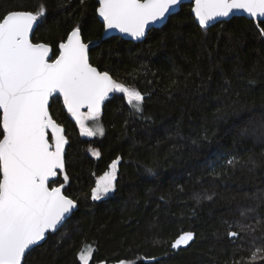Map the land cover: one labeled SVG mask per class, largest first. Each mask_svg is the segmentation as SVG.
I'll list each match as a JSON object with an SVG mask.
<instances>
[{"label":"trees","instance_id":"16d2710c","mask_svg":"<svg viewBox=\"0 0 264 264\" xmlns=\"http://www.w3.org/2000/svg\"><path fill=\"white\" fill-rule=\"evenodd\" d=\"M41 5L34 42L51 45L55 58L79 25L85 42L99 40L91 63L145 100L141 115L115 92L99 118L104 135L88 137L62 98H52L68 141L65 194L78 209L26 255L27 264H81L86 247L89 264H264L257 253L264 249V20L234 16L201 27L185 3L135 42L102 39L98 0H0V15ZM117 157L114 193L93 200ZM186 231L193 240L172 248Z\"/></svg>","mask_w":264,"mask_h":264},{"label":"snow or ice","instance_id":"6c2138e0","mask_svg":"<svg viewBox=\"0 0 264 264\" xmlns=\"http://www.w3.org/2000/svg\"><path fill=\"white\" fill-rule=\"evenodd\" d=\"M179 4L180 0H98L96 11L106 32L115 29L139 39L150 24L165 20ZM234 10L264 18V0H195L192 8L201 27ZM45 12L41 5L35 13L12 10L0 15V264H27L26 253L32 246L45 240L47 233L58 231L78 206L64 191L69 179L64 148L68 141L50 114V98L57 93L63 97L82 136L104 135L99 118L110 93H123L134 111L143 114L145 94L90 63V42L83 41L79 25L59 43L55 58L50 57L47 43L33 42L30 34ZM259 31L264 34V28ZM234 159L227 163L234 164ZM119 160L96 182L93 200L115 190ZM60 173H65L64 182L57 185ZM240 229L251 226L242 224ZM227 235L234 238L239 233ZM193 238V232H183L171 247L186 246ZM260 252L264 249H257ZM92 256L86 247L78 259L89 264ZM256 259L254 253L251 260Z\"/></svg>","mask_w":264,"mask_h":264},{"label":"water","instance_id":"95a60500","mask_svg":"<svg viewBox=\"0 0 264 264\" xmlns=\"http://www.w3.org/2000/svg\"><path fill=\"white\" fill-rule=\"evenodd\" d=\"M185 3H192V4H193V7L195 6V0H180V4L177 5L174 9L170 10V13L166 14V17H167V18H166L165 20H163L162 22H157V23H155V24H150V25L145 29V35H144L143 37L139 38V39H136V38H134V37H131V36L128 35V34L121 33V32H119V30H115V29H113V30H108L107 32H106L105 29H104L102 39H106V38H109V37H111V36H115V35H117V36H121V37H123L124 39L131 40V41H135V42L143 41V40H145V38H146L147 35H148V32H149L151 29H153V28H160V27L164 26V25L167 23V21L169 20L170 16L173 15V14H175V13H177V12L180 10L181 6H182L183 4H185ZM193 15H194V17H195V14H194V13H193ZM234 16H245V17H247V18H250L249 15H248L246 12H244L243 10H234L233 13H231L228 17H218V18H216L215 20L210 21V22H209V25L206 26V27H211V26H213L214 24H216V23H218V22H220V21L229 20V19H231V18L234 17ZM98 17H99V15H98ZM99 19H100L101 22H102V18L99 17ZM250 19L264 20V18H250ZM195 20H196V22L199 24V22H198V20H197L196 17H195ZM102 23H103V22H102ZM36 27H37V24L34 25L33 32L30 34V36H31L32 39H33V35H34V32H35ZM82 39H83V37H82ZM83 41H84V39H83ZM33 42H34V41H33ZM84 42H85V41H84ZM89 42H90V43H89ZM89 42H85V43H89V58H90V49H91L93 46L97 45V44L99 43V40H92V41H89ZM40 43H44V42H40ZM48 45H49V44H48ZM49 46H50V48H51L50 57H51V58H54L53 48H52L51 45H49ZM90 63H91V61H90ZM91 64H92V63H91ZM92 65H93V64H92ZM93 66H94V65H93ZM94 67H96V66H94ZM97 68H98V67H97ZM98 69H99V68H98ZM99 70H100V69H99ZM100 71H101V70H100ZM109 74H110V73H109ZM110 75H111V74H110ZM111 76H112V75H111ZM113 79H114V78H113ZM114 94H115V92H114V93H110L109 96H108V98H106L104 104L102 105V111H103L104 106H105V104L107 103V101L110 100V99L113 97ZM55 96H60V95L57 93V94H54L53 97H55ZM53 97L50 98V105H51V101H52V98H53ZM60 97L62 98V101H63V97H62V96H60ZM65 109H66V107H65ZM49 111H50V108H49ZM66 111H67V109H66ZM82 111H87V109H82ZM102 111H101V113H102ZM67 112H68V111H67ZM50 114H51V116H52L51 111H50ZM69 114H70V113H69ZM70 115H71V114H70ZM71 117H72V116H71ZM52 118H53V116H52ZM72 118H73V117H72ZM53 119H54V118H53ZM73 119H74V118H73ZM54 120H55V119H54ZM74 120H75V119H74ZM55 121H56V120H55ZM56 122H57V121H56ZM57 123H58V122H57ZM58 124H59V123H58ZM61 127H62V126H61ZM62 128H63V127H62ZM64 135H65V134H64ZM64 148H65V156H66V145L64 146ZM65 162H66V160H65ZM58 176H59V175H58ZM57 178H58V177H57ZM57 178H56V179H57ZM64 191H65V188H64ZM77 205H78V203H77ZM77 209H78V206H77L76 209L73 210V213H74ZM73 213H72V214H73ZM72 214H71V216H72ZM71 216H70V217H71ZM68 219H69V218H68ZM68 219H67V220H68ZM64 224H65V223H64ZM64 224H63V225H64ZM61 227H62V226H61ZM61 227H59V229H60ZM55 232H57V231H55ZM50 233H54V232H49V233H47V234H46V239L43 240V241H41L38 245H40V244H42L44 241H46ZM38 245L32 246V248L30 249V251H31L34 247H36V246H38ZM30 251H29V252H30ZM29 252H28V253H29ZM28 253H26V255H27Z\"/></svg>","mask_w":264,"mask_h":264},{"label":"rangeland","instance_id":"374dc122","mask_svg":"<svg viewBox=\"0 0 264 264\" xmlns=\"http://www.w3.org/2000/svg\"><path fill=\"white\" fill-rule=\"evenodd\" d=\"M114 161H115V160H114ZM119 166H120V160H119V163H118V171H119ZM108 171H110V167H109V169H108L106 172H108ZM103 175H104V174H103ZM103 175H101V176H103ZM101 176H100V177H101ZM100 177H99V178H100ZM99 178H98V180H99ZM98 180H97V181H98ZM113 193H114V191H113V192H110L107 196H104V197H102V198H106V197L112 195ZM102 198H101V199H102ZM182 246H183V245H182ZM116 264H118V262H117ZM125 264H131V262H129V261H125Z\"/></svg>","mask_w":264,"mask_h":264}]
</instances>
